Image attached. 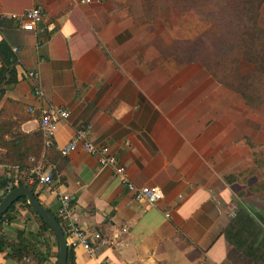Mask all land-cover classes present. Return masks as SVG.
Masks as SVG:
<instances>
[{
  "label": "crops",
  "instance_id": "obj_1",
  "mask_svg": "<svg viewBox=\"0 0 264 264\" xmlns=\"http://www.w3.org/2000/svg\"><path fill=\"white\" fill-rule=\"evenodd\" d=\"M81 1L0 0V14L6 15L0 42L16 58L13 83L8 77L0 81V127L12 125L3 141L38 132L39 110L59 107L68 118L56 126L54 147L87 125L89 140L108 146L133 184L156 186L163 198L153 208L133 201L109 170L80 150L67 157L50 151L46 159L42 149L33 165L29 151L37 146L28 138L26 144L21 140L19 159L0 146V161L10 162H0V179L16 168L14 161L51 171V188L70 195L90 245L99 246L91 256L72 251L73 264H254L223 235L240 210L264 220L259 177H231L250 165L240 141L249 139L241 94L197 59L184 57L188 32L182 22L177 27L176 16L172 21L164 11L151 15L145 9L146 2L159 0ZM32 7L46 19L24 32L14 17ZM30 70L37 73L40 98L23 77ZM256 145L264 153L262 142ZM31 187L40 206L55 213L51 188ZM8 218L0 264H35L10 254L17 233H37L36 222L21 203ZM48 239L45 264H55L57 250ZM29 241L44 252L39 239Z\"/></svg>",
  "mask_w": 264,
  "mask_h": 264
},
{
  "label": "rangeland",
  "instance_id": "obj_2",
  "mask_svg": "<svg viewBox=\"0 0 264 264\" xmlns=\"http://www.w3.org/2000/svg\"><path fill=\"white\" fill-rule=\"evenodd\" d=\"M229 3L230 0H159L156 4L146 2L145 9L151 15L164 11L172 21L171 16H176L177 27L182 22L184 32H188L183 35L184 57L197 59L233 94H241L246 105L248 138L264 145V68L258 65L261 40L240 36L235 25L241 20L235 17L234 21L228 15ZM256 21L257 27L264 30V2Z\"/></svg>",
  "mask_w": 264,
  "mask_h": 264
},
{
  "label": "trees",
  "instance_id": "obj_3",
  "mask_svg": "<svg viewBox=\"0 0 264 264\" xmlns=\"http://www.w3.org/2000/svg\"><path fill=\"white\" fill-rule=\"evenodd\" d=\"M224 1V0H223ZM231 3L228 5V15L234 17H238L241 20V24L237 23L235 25L236 29L240 30L241 35H247L248 38L252 41L261 40L259 50H258V65L259 69L264 68V30L257 27L256 20L258 17V11L264 0H230ZM254 40V41H255ZM16 63V58L12 54L11 50L6 46L4 42H0V81L4 79V77H8L7 83H13L14 81V69L13 65ZM224 80V79H222ZM221 80V82H222ZM226 85L225 83H221ZM38 117V116H37ZM38 119V118H37ZM1 126V125H0ZM12 128L11 124H7V128L0 127V146L5 147L7 150L12 149L15 154L14 157L17 159L20 158V144L23 142L26 144L31 140L33 146H37L36 151H29V154L32 153L34 159H32V164L38 160L40 152L42 149L44 150V158H48V153L52 151L56 156H59L52 142L49 145L44 146L42 141L41 133L35 132L30 135H12V141L5 142L3 141V133L6 131H10ZM7 133V132H6ZM27 138L29 140H27ZM22 140V142H21ZM248 149L247 159L250 161V165L245 168L243 171L239 173L232 174V178H245L249 175L256 174L259 177L258 183L262 184V189L264 188V153L259 151V146L250 141L249 139H241L240 140ZM60 157V156H59ZM2 160V159H1ZM5 165H9V161H0ZM13 165L16 166L19 170H28L33 167L31 166H18V162L14 161ZM12 166V165H10ZM19 186L25 187L32 191L31 186H25L20 184ZM260 189V190H262ZM16 203H21V205L27 210V212L32 216L34 221L38 226V231L35 234H24L17 233V244L16 248L12 250L10 257L15 259L16 261L22 260V258L31 257L35 264H45L48 256H49V237L53 239L56 250L57 243L54 235L49 230L47 225L37 217L32 210L25 203V199L23 197L19 198L17 201L12 203L7 211L0 218V236L3 229V222L9 220V214L13 211L14 205ZM49 212V211H48ZM54 219L56 220L55 214L49 212ZM226 241L233 246L236 250L240 251L245 257L250 259V261L254 264H264L261 261V257L264 255V220L260 218H256L254 220L253 217L249 216L246 212L240 210L230 226L223 233ZM41 241V244L44 247V252H40L33 243L29 240ZM261 253L262 256L259 254ZM55 258H57V251L55 254ZM72 251L67 249L66 254V264H73L72 260ZM56 264V261H55Z\"/></svg>",
  "mask_w": 264,
  "mask_h": 264
},
{
  "label": "built area",
  "instance_id": "obj_4",
  "mask_svg": "<svg viewBox=\"0 0 264 264\" xmlns=\"http://www.w3.org/2000/svg\"><path fill=\"white\" fill-rule=\"evenodd\" d=\"M81 2L88 3L89 0ZM6 19V15L0 14V24ZM19 27L24 32H34L37 25L45 22L46 16L39 7H32L25 10L19 17H14ZM44 30V27L41 29ZM15 51L14 49L12 50ZM25 80L33 84L32 94L34 97L40 98L41 91L37 85V73L34 71H26L23 74ZM32 111L31 109L28 110ZM68 118V112L64 109L54 106H48L40 109L38 112V129L42 136L43 145H49L52 142L56 126L59 122H64ZM89 126H82L77 129L71 138L62 146L55 147L60 157H67L71 153L80 150L94 157L96 164L100 169H107L116 179L118 184L122 186L135 202L142 203L146 208H153L162 200L163 194L156 186H136L133 184L126 173L124 166L118 161L113 151L106 145H97L89 140ZM53 177L51 171H44L40 166H35L28 170H19L14 168L11 174L5 175L0 179V201L5 194L20 184L25 186H40L51 188ZM50 192L57 200V208L55 217L60 227L67 249L75 251L81 249L87 255L91 256L98 251L99 246L90 245V241L86 232L79 224L75 207L72 204L70 195L52 187ZM168 218V214H164ZM5 225V222H3ZM124 231V230H123ZM196 264H202L201 262Z\"/></svg>",
  "mask_w": 264,
  "mask_h": 264
},
{
  "label": "water",
  "instance_id": "obj_5",
  "mask_svg": "<svg viewBox=\"0 0 264 264\" xmlns=\"http://www.w3.org/2000/svg\"><path fill=\"white\" fill-rule=\"evenodd\" d=\"M21 197L25 199L27 206L47 225L49 230L54 235L57 243L56 264H66L67 247L62 231L54 217L47 210L40 206L31 190L22 186H18L5 194L0 201V218L7 211L10 205Z\"/></svg>",
  "mask_w": 264,
  "mask_h": 264
}]
</instances>
